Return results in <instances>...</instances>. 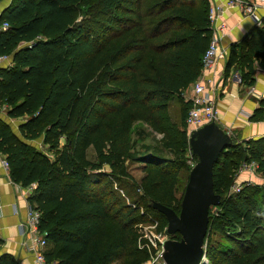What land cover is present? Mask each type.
I'll use <instances>...</instances> for the list:
<instances>
[{
  "label": "trees",
  "instance_id": "obj_1",
  "mask_svg": "<svg viewBox=\"0 0 264 264\" xmlns=\"http://www.w3.org/2000/svg\"><path fill=\"white\" fill-rule=\"evenodd\" d=\"M209 4L12 0L1 11L0 26L9 25L0 29V54H10L12 64L0 66V111L4 106L7 117L20 121L15 129L0 116V153L11 180L31 187L47 263L144 264L153 248L141 226L154 220L158 229L167 226L152 201L180 211L176 187L189 136L165 123L173 98L186 118L183 91L200 75L212 34ZM255 59L264 62V19L231 45L224 76L234 67L253 85ZM138 123L163 132L161 151L174 157L137 150L145 137ZM251 161L264 175V137L233 138L214 163L221 200L216 211L210 207L204 264H264V187L229 193L233 169ZM130 162L141 163L139 180ZM232 224L242 226L240 237L225 232ZM212 233L226 242L212 241ZM0 264L19 263L3 253Z\"/></svg>",
  "mask_w": 264,
  "mask_h": 264
},
{
  "label": "crops",
  "instance_id": "obj_2",
  "mask_svg": "<svg viewBox=\"0 0 264 264\" xmlns=\"http://www.w3.org/2000/svg\"><path fill=\"white\" fill-rule=\"evenodd\" d=\"M215 1L218 0H209L211 3ZM7 5L0 3V13ZM259 12L264 19V10L260 9ZM240 15L239 10L233 9L227 10L222 16L226 29L220 44L226 49V58L217 65L222 76V90L217 94L216 103L219 114L217 122L227 129L232 124L235 132H242V139L264 137V107L260 105V99L264 98V62L255 59L253 85L241 81L237 68H231L227 76L223 73L231 45L239 43L254 25L263 24V19L257 24L248 16L238 21L237 17ZM219 23L218 21V25ZM250 86H254V93L248 92ZM187 88L188 86L184 91L187 92ZM257 109L261 111L256 112ZM3 157L0 153V254L11 255L19 264H40L36 261L35 251L29 247L30 240L27 235L20 233L18 225L25 219L30 206L28 196L31 188L11 180L9 170L1 165Z\"/></svg>",
  "mask_w": 264,
  "mask_h": 264
},
{
  "label": "built area",
  "instance_id": "obj_3",
  "mask_svg": "<svg viewBox=\"0 0 264 264\" xmlns=\"http://www.w3.org/2000/svg\"><path fill=\"white\" fill-rule=\"evenodd\" d=\"M233 9H237L241 12V15L237 17L238 21H241L243 17L248 16L259 24L263 19L259 10H264V0H218L211 3L208 12L212 29L210 42L203 55L201 73L190 85H188L187 88V101L190 102V106L186 114L185 123L189 130L188 136H190V133L194 129L201 127L203 124L210 121L217 122L219 120L216 103L217 94L222 90V76L217 65L220 60L226 58V49L220 44V39L226 29V24L222 21V16L227 10ZM218 21L220 22L219 25ZM8 25V22L4 21L0 26V29H5ZM11 64L12 58L10 54H0V66H10ZM248 92L254 93V86L248 87ZM4 108L5 107L3 106L1 109ZM247 163L248 162H244L240 166V169L247 167ZM252 164H256L257 166V163L255 162ZM1 165L8 169V162L5 157L1 159ZM32 185L35 186L34 183ZM232 189H234L233 186L231 191ZM240 189V186L235 188L237 191ZM40 217V211L29 206L25 219L18 225L20 233L27 235L30 240V242L27 243L29 244V247H32L35 251L36 261L40 264H49L46 262L44 256V249L47 243L45 232L39 230ZM153 223L154 226H156L158 221L154 220ZM148 228L149 226H141L143 236L148 239V247L153 248L149 259H163V243L165 239H167V237H164V235L167 236L165 232L166 228L159 231V234L154 233L152 230L148 233ZM203 260L204 263L207 262L206 255Z\"/></svg>",
  "mask_w": 264,
  "mask_h": 264
},
{
  "label": "water",
  "instance_id": "obj_4",
  "mask_svg": "<svg viewBox=\"0 0 264 264\" xmlns=\"http://www.w3.org/2000/svg\"><path fill=\"white\" fill-rule=\"evenodd\" d=\"M232 143V134L216 121L194 129L189 136V145L197 161L189 172L180 211L152 201V207L167 218L165 232L170 237L163 243L165 264H204L210 207L221 200V195L214 190V163L222 150ZM175 233H180V238H173Z\"/></svg>",
  "mask_w": 264,
  "mask_h": 264
},
{
  "label": "rangeland",
  "instance_id": "obj_5",
  "mask_svg": "<svg viewBox=\"0 0 264 264\" xmlns=\"http://www.w3.org/2000/svg\"><path fill=\"white\" fill-rule=\"evenodd\" d=\"M11 1L12 0H1L0 3L4 5V4H9ZM210 5H211V2L209 6ZM182 96L184 97L185 100H187L188 93L186 92V90L183 91ZM0 116L5 119H8L9 123L12 125L13 128H16V125L20 121V119L7 117L5 115L4 109L0 111ZM166 120H167L165 123L166 127H168L169 131L174 132L175 135H177L183 129H186L187 132L189 131L185 123V120L183 118V111L180 106V102L178 101L177 98H173L170 100ZM232 127H233L232 124H229V128L228 129L226 128L232 134V137L239 139V140L242 139V136H243L242 132L240 131L235 132ZM135 129H143L142 131H145L144 132L145 137L143 140L138 139V136L135 133V130L132 133V137L134 139L136 138V140L138 139L136 141L137 150L143 151L146 149L145 147H150L148 148L149 151H147L146 153H151L156 150L158 154L161 153L165 155L166 157H174L173 155L170 154L168 149H164L163 151H161L162 149L161 139H163V132L152 131L150 127L143 125L142 123H138ZM34 143L42 151L52 156L51 152L47 150V147L43 146L39 140L34 141ZM181 158L183 160L184 166L180 168V174L178 177V182H177V187H176V194L178 197L184 193L189 172L197 161V158L192 154L189 147L185 149V151L181 155ZM254 162L256 163V161H253L251 163L248 162L247 167L240 169V166L244 163L243 162L240 164V166L235 167V169H233L232 176L234 178V182H233L234 189H232V191L230 190L229 193L237 192V190H235L237 186H240L241 188H243L247 184L262 185L264 187V175L260 171L257 170L256 164L255 165L252 164ZM129 168H130V172L132 173V175L134 176L136 180H139V178L143 175V170H142L140 162H130ZM212 210L216 211L217 207L212 206ZM143 226L145 227L149 226L148 228L149 230L147 231L148 233H150V230H152L156 234H159V231H162L161 229H158L159 223L156 226H154L153 221L146 222L144 223ZM242 231H243V228L240 224H232V225L227 226L225 232L232 234L236 237H240ZM166 235L167 236L164 235V237H167V238L170 237L168 234ZM212 241L214 242L218 241L222 243L226 242L224 235L218 234V233H212ZM113 264H117V262ZM144 264H165V263L163 259H155V260L149 259Z\"/></svg>",
  "mask_w": 264,
  "mask_h": 264
}]
</instances>
